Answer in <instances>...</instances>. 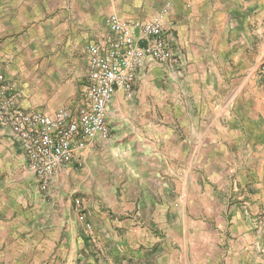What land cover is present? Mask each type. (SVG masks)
<instances>
[{
	"label": "crops",
	"instance_id": "0c3cea01",
	"mask_svg": "<svg viewBox=\"0 0 264 264\" xmlns=\"http://www.w3.org/2000/svg\"><path fill=\"white\" fill-rule=\"evenodd\" d=\"M117 1L121 5L122 1ZM32 3L0 0V60L5 56L4 44L14 29L20 28L25 8ZM165 3L170 4V10L162 23L176 59L158 63L147 58L139 80L162 71L166 83L180 85L183 99L180 104H170L168 111L172 115L173 109H180L181 116L176 115L178 119L168 127L139 129L133 137L139 167L122 182L115 197L114 226L119 227L115 238L122 241L126 233L125 239L141 247L144 237L135 234L141 231L145 207L154 215L168 216L178 208L188 220L193 207L207 214L221 208L226 212L231 200L230 217L218 222L221 230L228 228L235 239L229 251L231 260L235 264H264V222L258 223L264 220V76L259 79L254 75L260 60V52L254 50L256 38L264 37V0H127L125 6L131 14L115 5L112 13L116 14L111 15L148 20L163 5L159 15ZM245 87L252 96L242 93ZM221 120L231 124L225 126ZM0 136L8 141L0 146V163L19 153L24 169L30 170L11 128L0 123ZM3 196L0 191V199ZM189 220L184 223L185 230L193 227L199 233L205 225L199 219ZM6 222L1 215L0 224ZM82 224L68 219L52 230L33 226L31 235L41 237L19 239L14 244L3 227L0 264L12 257L28 258L20 264H43L45 259V264H78V248L82 251L89 243L81 233ZM106 226L109 223L103 232ZM63 233L67 237L62 238ZM117 259L104 263L91 256L83 263L116 264Z\"/></svg>",
	"mask_w": 264,
	"mask_h": 264
},
{
	"label": "rangeland",
	"instance_id": "374dc122",
	"mask_svg": "<svg viewBox=\"0 0 264 264\" xmlns=\"http://www.w3.org/2000/svg\"><path fill=\"white\" fill-rule=\"evenodd\" d=\"M121 1V5H117V0H33L25 8V19L4 44L5 56L0 60V74L18 95L19 105L24 110L51 114L68 109L76 113L89 82L87 46L103 41L106 19L116 14L112 13L113 6H118L124 14H131L129 7L125 6L127 0ZM156 14L148 20L117 17L133 25L150 23L158 16ZM135 35L139 37V32ZM256 42L258 45L255 44L254 50L260 52V60L254 75L260 79L264 37L256 38ZM170 49L173 54L170 61H173L176 58ZM142 67L137 71L130 90L118 89L113 95L108 108L106 137H98L89 143L61 171L53 174L45 189L30 170L24 169L19 153L17 157L13 154L14 158L9 162L7 159L1 161L0 191L4 196L0 199V207L4 212L0 209V214L7 222L0 224V230L5 227L13 244L19 239L27 241L41 237L31 235L33 226L52 230L70 219L77 224L83 223L81 233L89 242L82 248L88 252L78 248L77 256L81 257H75L78 264H85L83 262L91 256L104 263H115L113 261L118 257L116 264L236 263L229 256L235 239L228 228L221 230L218 226V222L230 217L231 200L226 212V208H221L207 214L199 207H193L189 210L188 220L178 208L168 216L163 213L154 215L145 207L141 231L137 230L135 234L144 237L141 247L138 249L137 244L125 239L126 233L122 235V241L115 238L114 231L119 230L114 226L115 197L119 195L122 182L139 167L133 137L137 136L139 129L168 127L171 121L174 123L181 116L180 109L178 112L173 109L172 115L168 111L170 104H180L183 99L181 86L166 83L162 71H156L157 76L147 74L139 80ZM247 92L249 90L245 87L242 93ZM235 120L243 121L241 118ZM221 123L225 126L231 124L226 120ZM3 142L8 141L0 136V146ZM189 219L196 222L199 219L205 224L199 233L193 227L184 229L185 221L191 222ZM263 222L261 219L258 223ZM105 223L109 226L103 232ZM86 224L91 225V232L86 231ZM105 234L109 237L106 238ZM64 237L67 233H63ZM127 248L130 252H126ZM121 253L123 255L119 256ZM26 259L12 257L6 264H20V260ZM45 262L46 259L43 264Z\"/></svg>",
	"mask_w": 264,
	"mask_h": 264
},
{
	"label": "built area",
	"instance_id": "2783aa9c",
	"mask_svg": "<svg viewBox=\"0 0 264 264\" xmlns=\"http://www.w3.org/2000/svg\"><path fill=\"white\" fill-rule=\"evenodd\" d=\"M169 10L167 3L161 13L146 24L129 25L115 15L106 19L103 41L87 46L89 82L76 113L68 109L51 114L24 110L19 105L18 95L0 74V122L11 128L29 169L44 189L53 174L89 143L106 137L107 114L113 95L118 89L130 90L145 60L150 58L160 63L172 60L162 23ZM137 31L139 37L135 35ZM260 74L264 76V64ZM85 229L92 231L89 224Z\"/></svg>",
	"mask_w": 264,
	"mask_h": 264
}]
</instances>
